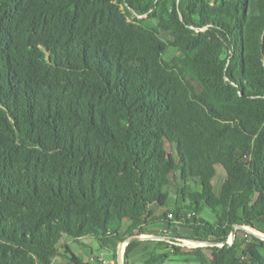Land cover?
<instances>
[{"label": "trees", "instance_id": "16d2710c", "mask_svg": "<svg viewBox=\"0 0 264 264\" xmlns=\"http://www.w3.org/2000/svg\"><path fill=\"white\" fill-rule=\"evenodd\" d=\"M263 58L264 0H0V264H88L65 238L116 253L159 224L241 227L127 261L264 264Z\"/></svg>", "mask_w": 264, "mask_h": 264}, {"label": "rangeland", "instance_id": "374dc122", "mask_svg": "<svg viewBox=\"0 0 264 264\" xmlns=\"http://www.w3.org/2000/svg\"><path fill=\"white\" fill-rule=\"evenodd\" d=\"M163 38L165 39H168L169 37V33L168 32H165L163 31V34H162ZM178 52L175 48H170L169 51L167 52V54L165 55L166 59H170L172 56L176 55ZM224 178H225V173H224V170L222 168L219 169V173H218V176L217 178L215 179L214 181V184H215V187H216V191L218 190V192L220 191V188L222 186V183L224 181ZM189 188L191 190H199L200 189V185L197 184L194 180H190L189 181ZM178 195H176L175 193H172V198L170 200V203L169 205L167 206L168 209H171L174 207V203L178 202ZM189 210V209H188ZM186 212H193L192 210H189V211H186ZM199 216L209 220L210 222H214L215 221V216L214 214L212 213V211L206 207L204 208L200 213H199ZM129 225L128 221L126 220L125 221V227H127ZM247 228V229H246ZM245 229L250 232V233H253V234H258L257 236L260 237V238H263L264 236L261 234L260 231L250 227V226H245ZM150 230L152 232H157L158 234H141V235H138V236H142L144 237V245L145 246H154V240L155 241H163L166 243V246H164V248H168V249H165L166 252H169L171 253L172 249H173V245H177V246H180L181 248H183L185 251H191V248H195V247H198L200 246L199 243H196V242H192L191 239H188L186 238L185 236L183 237H178V238H175L173 237L172 235H174L173 232L169 231V230H166L162 225H155V226H152L150 228ZM179 234H182V235H189L191 232L190 230H188L187 228H180L179 231H178ZM231 238V236H230ZM229 238V240H230ZM264 239V238H263ZM78 242V241H76ZM74 242V245H75V248H76V251H77V247H79V243H76ZM86 242H89V243H86L85 246H82L83 248H85L87 246V244L90 246H93L91 245V243H93L92 240H87ZM127 246V245H126ZM126 246L124 247L123 249V257H124V264H143L144 262V256L141 254V253H133L130 258L129 261L126 260V257H125V251H126ZM219 246H222V245H219ZM120 247H121V244H120ZM204 247H207V246H204ZM120 251V250H119ZM80 253V252H79ZM81 256V259L82 260H87L89 262V264H106L105 261H108L110 262L112 259L115 260V264H120L119 261H120V258H119V254H118V251L116 253L112 252V251H109V250H102L100 248V245L99 243L97 242L96 243V247L93 248V250L91 251V254L88 258V252H81L79 254ZM183 258V259H182ZM185 257H179V256H175V255H171V260L169 261H166L164 263H161V264H200L198 261L194 260V259H190V260H184ZM57 260L59 261V264H65L66 263V260L64 258H57Z\"/></svg>", "mask_w": 264, "mask_h": 264}, {"label": "crops", "instance_id": "0c3cea01", "mask_svg": "<svg viewBox=\"0 0 264 264\" xmlns=\"http://www.w3.org/2000/svg\"><path fill=\"white\" fill-rule=\"evenodd\" d=\"M217 192H218V190H217ZM87 240H92L93 243H91V245H93V246H90V244L89 245L87 244V246L85 248H83L82 246H85L86 243H89V242H86ZM74 242H76V241L73 240V239H71V238H65V243L69 244L70 247L72 248V250L74 251V253L77 254L80 258H81V256L79 254L81 252H86V251L88 252V255L87 256L89 258L90 254H91V251L93 250L94 247H96V243H97V241H95L94 239H91V238H83V239L79 240L78 242H76V243H79V247H77L78 249L76 251ZM119 250H120V246L118 247V250H117L118 251V254H119ZM59 258H61V257H59ZM62 258H64V257H62ZM65 260L67 262V259H65ZM83 261L89 264V262L87 260H83ZM111 262L114 263L115 260L112 259ZM53 264H59V261L57 259H55L54 262H53Z\"/></svg>", "mask_w": 264, "mask_h": 264}, {"label": "water", "instance_id": "95a60500", "mask_svg": "<svg viewBox=\"0 0 264 264\" xmlns=\"http://www.w3.org/2000/svg\"><path fill=\"white\" fill-rule=\"evenodd\" d=\"M263 61H264V58H263ZM239 227H241V226L235 227V229L233 230V232L231 234L230 240H228L225 243H216V242H211V241H198V240H192V242L199 243L200 246H214V245H222L223 246L225 244H230L231 245L233 243L234 239H235L236 231H237V229ZM243 228H245V226ZM256 235H258V234H256ZM262 235L264 236V234H262ZM143 239H144V237H142V236H134V237L128 239L126 242H124V243L121 244L120 251H119V258H120L119 263L120 264H124V257H123V249H124V247L126 245H128V243H130L131 241H134V240H143Z\"/></svg>", "mask_w": 264, "mask_h": 264}, {"label": "built area", "instance_id": "2783aa9c", "mask_svg": "<svg viewBox=\"0 0 264 264\" xmlns=\"http://www.w3.org/2000/svg\"><path fill=\"white\" fill-rule=\"evenodd\" d=\"M189 215H192V214H189ZM169 217H170V218H173L174 216H173L172 213H170V214H169ZM105 263H106V264H115V262L113 263V262H111V261H110V262L105 261Z\"/></svg>", "mask_w": 264, "mask_h": 264}]
</instances>
